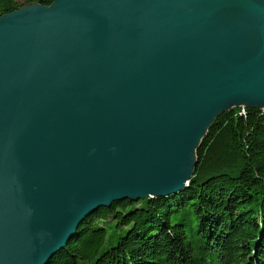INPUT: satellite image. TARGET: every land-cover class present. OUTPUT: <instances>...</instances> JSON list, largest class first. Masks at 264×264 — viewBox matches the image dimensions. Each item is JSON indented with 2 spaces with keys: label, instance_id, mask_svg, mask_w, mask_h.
<instances>
[{
  "label": "water",
  "instance_id": "water-1",
  "mask_svg": "<svg viewBox=\"0 0 264 264\" xmlns=\"http://www.w3.org/2000/svg\"><path fill=\"white\" fill-rule=\"evenodd\" d=\"M235 10L264 19L252 0L0 16V264H47L99 207L179 194L221 113L264 111V42L243 58Z\"/></svg>",
  "mask_w": 264,
  "mask_h": 264
},
{
  "label": "trees",
  "instance_id": "trees-1",
  "mask_svg": "<svg viewBox=\"0 0 264 264\" xmlns=\"http://www.w3.org/2000/svg\"><path fill=\"white\" fill-rule=\"evenodd\" d=\"M53 0H0V16ZM170 197L99 207L47 264H264V111L221 113Z\"/></svg>",
  "mask_w": 264,
  "mask_h": 264
},
{
  "label": "bare ground",
  "instance_id": "bare-ground-1",
  "mask_svg": "<svg viewBox=\"0 0 264 264\" xmlns=\"http://www.w3.org/2000/svg\"><path fill=\"white\" fill-rule=\"evenodd\" d=\"M252 1L264 7V0ZM228 12L227 15L233 21V24L241 28L242 33L237 36V40L244 53L243 58L247 59L254 56L259 45L264 42V19L242 10Z\"/></svg>",
  "mask_w": 264,
  "mask_h": 264
},
{
  "label": "built area",
  "instance_id": "built-area-1",
  "mask_svg": "<svg viewBox=\"0 0 264 264\" xmlns=\"http://www.w3.org/2000/svg\"><path fill=\"white\" fill-rule=\"evenodd\" d=\"M243 109H244V108H242V107H241V111H240V114H242V113H243Z\"/></svg>",
  "mask_w": 264,
  "mask_h": 264
},
{
  "label": "rangeland",
  "instance_id": "rangeland-1",
  "mask_svg": "<svg viewBox=\"0 0 264 264\" xmlns=\"http://www.w3.org/2000/svg\"><path fill=\"white\" fill-rule=\"evenodd\" d=\"M240 111H241V108H240Z\"/></svg>",
  "mask_w": 264,
  "mask_h": 264
}]
</instances>
